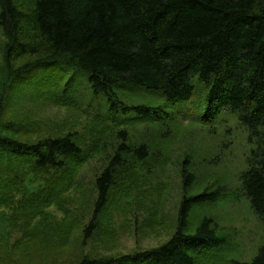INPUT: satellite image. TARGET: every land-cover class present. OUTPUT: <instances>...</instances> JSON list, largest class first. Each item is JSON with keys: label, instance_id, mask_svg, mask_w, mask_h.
Listing matches in <instances>:
<instances>
[{"label": "trees", "instance_id": "obj_1", "mask_svg": "<svg viewBox=\"0 0 264 264\" xmlns=\"http://www.w3.org/2000/svg\"><path fill=\"white\" fill-rule=\"evenodd\" d=\"M0 31L5 39L1 72L12 86H26L25 78L38 68L48 73L45 86L53 78L51 66L72 69L86 78L91 102L103 98L106 108L99 120L115 121L129 112L140 121L174 118L162 106L129 104L120 94L144 91L166 105L198 101L199 119L206 125L231 117L251 144L233 192L220 186L187 194L195 176L183 163V196L166 242L131 254L85 255L77 264H199L205 256L216 258L227 240L209 216L190 231V216L195 204L226 197H245L264 223V0H0ZM23 57L27 60L20 62ZM6 108L0 102V207L18 197L35 216L60 205L87 150L76 132L21 139L15 123L3 119ZM118 135L95 178L84 241L102 223L112 189L121 186L126 192L127 163H146L149 156L146 144H129L125 130ZM231 263L264 264V237L251 261Z\"/></svg>", "mask_w": 264, "mask_h": 264}, {"label": "rangeland", "instance_id": "obj_2", "mask_svg": "<svg viewBox=\"0 0 264 264\" xmlns=\"http://www.w3.org/2000/svg\"><path fill=\"white\" fill-rule=\"evenodd\" d=\"M4 41L0 31V102L7 107L3 119L15 123L20 130L16 135L23 140L76 132L87 157L73 169L60 205H51L35 216L19 204L18 197L0 207V264H77L85 255L117 256L163 244L174 232L185 161L195 176L187 194L220 186L230 192L239 189V173L246 166L251 144L235 119L221 116L217 123L206 125L199 119L203 108L198 101L172 106L144 91H120L125 102L162 106L174 118L166 121L161 115L159 122L154 118L140 121L129 112L115 121L99 120L97 116L106 108L103 98L91 102L86 78L72 69L51 66L49 76L53 78L47 86L43 83L48 73H42L41 68L25 78L26 86L9 84V77L1 72ZM121 130L129 144H146L149 156L146 163H127L126 192L121 186L112 189L102 223L84 241L83 228L90 221L96 197L95 178L119 143ZM203 216L214 220L227 243L216 258L205 256L199 264L249 262L257 254L264 223L251 212L245 197L195 204L190 231Z\"/></svg>", "mask_w": 264, "mask_h": 264}]
</instances>
